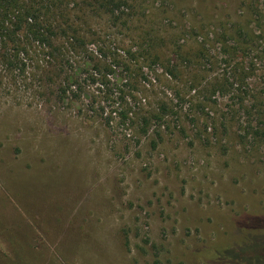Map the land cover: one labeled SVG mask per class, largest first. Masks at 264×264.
Here are the masks:
<instances>
[{
  "label": "rangeland",
  "instance_id": "obj_1",
  "mask_svg": "<svg viewBox=\"0 0 264 264\" xmlns=\"http://www.w3.org/2000/svg\"><path fill=\"white\" fill-rule=\"evenodd\" d=\"M112 8V21L93 18L98 44L71 49L57 81L53 68L42 81L45 56L15 73L0 60V264H264V0ZM151 36L182 48L175 81L144 68L138 101L122 66L120 82L91 81L85 63L101 50L106 74ZM67 75L82 83L76 98L62 91ZM120 90L145 112H173L143 137L108 125Z\"/></svg>",
  "mask_w": 264,
  "mask_h": 264
},
{
  "label": "trees",
  "instance_id": "obj_2",
  "mask_svg": "<svg viewBox=\"0 0 264 264\" xmlns=\"http://www.w3.org/2000/svg\"><path fill=\"white\" fill-rule=\"evenodd\" d=\"M115 1L0 0V60L6 65L5 70L15 73L16 70L25 72L29 67L42 68L39 59L45 56L43 59L45 70L42 73L44 75L42 81L46 79V72L49 75L50 68H53L51 74L54 78L53 80L50 78L51 82L57 81L59 78L56 76L57 70L64 75L65 68L70 65L66 58L71 49L75 53H90L88 46L98 44L97 40H100V37L93 31V18L94 16L107 17L112 21L116 14V11L112 8ZM244 36L250 38L247 34ZM138 41L140 42L138 48L117 55L114 63L109 65V71L106 74L102 72V59L109 58V56L103 50H101L100 58L97 61L85 63V66H88V64L94 66V72L96 73L90 75L91 81L96 84H104L103 86L107 87L110 84V81L106 83L108 76L113 74L116 77L115 81L120 82L121 79L118 75L116 76V73L122 66L123 72L128 74V79H125V81L130 85L129 92L135 101H138L135 94L140 92V86L145 88L143 80L149 82L144 77V68H151L150 71L156 73L153 68L158 67L162 69L163 76L168 78V81L170 80L171 83L175 81L180 74V66L174 65L172 60L175 61L176 56L179 58L178 54L182 52V48L176 49L179 46L175 47L174 45H178V42L174 43L173 41L172 44L164 38L152 36L149 39L141 37ZM247 41L249 42V40ZM170 46L172 50L168 49ZM170 54L171 57H169ZM189 54H185L188 59L191 56ZM46 59L52 61V63L50 64V61L46 62ZM117 60H121V65ZM45 63L50 64L48 69H46ZM61 80L66 85L65 89L62 90L64 95L68 96L66 94L67 90L75 88V92L72 91V98H76L75 93L78 92V89L81 90V81L78 83V78L69 75L64 76L63 79L61 76ZM214 88H217V85ZM127 94L122 90L119 93L108 94L110 98L114 97L118 101V103H115L118 106L106 117L108 125L114 120H118L117 127L133 126L132 128L138 131L137 135L143 137L148 134V127L152 122L159 125L164 124L170 116V112H173L166 103L160 105L156 111L145 112L144 106H141L142 104L139 107L137 104L130 105L128 103L130 98ZM139 96L141 97V95ZM175 96L182 99L181 90L176 89ZM141 99L142 101L145 100ZM145 102L143 103L145 104ZM241 102L243 101L241 100ZM96 112L99 111L96 110ZM102 112L104 115L106 114L104 111ZM139 121H141L142 127ZM233 249L238 248L234 247ZM252 251L255 250L252 249ZM227 256H230V249L219 254L218 259L221 260ZM251 258H244L246 261H243V263L247 264V260Z\"/></svg>",
  "mask_w": 264,
  "mask_h": 264
}]
</instances>
